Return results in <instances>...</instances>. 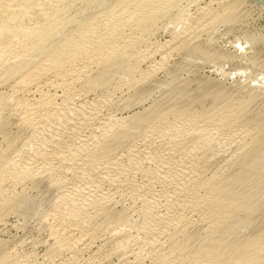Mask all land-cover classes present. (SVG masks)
Listing matches in <instances>:
<instances>
[{
	"label": "rangeland",
	"instance_id": "374dc122",
	"mask_svg": "<svg viewBox=\"0 0 264 264\" xmlns=\"http://www.w3.org/2000/svg\"><path fill=\"white\" fill-rule=\"evenodd\" d=\"M125 1L127 0H0V57H3H1L3 60H0V264H166L171 254V248L173 249L174 246H177L179 244V242L177 241L183 240L182 238H186V236H189L190 238H188L191 240H195L197 239V236L199 234L201 235L203 233V231H200L201 228L199 227H196L195 229L190 228L184 230V233L182 234L181 229H179L178 227H174V230L169 226V228L167 229V223L172 221V219L175 218V215L172 214L170 216H166V210H170V213H173L175 211L178 212V209L180 210L182 206L181 203L184 202V198L185 200L189 199L190 197L193 198L191 193L194 187L190 184H192V181L196 184L198 181L195 182V179L201 177L200 180L203 181V175L208 178L210 175L216 173L219 176L221 174V178H227L229 175L236 174L239 171L238 169L241 168V166H239V162L242 163L244 160L243 164L245 162L248 163L251 162L254 158L250 154L248 155V157L245 156V153L248 150L247 148L245 150V153L243 152L244 150L242 152L240 151V154L238 153V145L235 144H241L240 141L236 142L232 140L231 142V140H226L228 142L224 143L225 139H223V142L221 139H217L213 136H200V134L199 136H197L198 134L196 133H193V135L192 133L188 135L184 133L182 135L181 133V136L179 132L174 131L175 133H173V131L171 132V130L166 134L164 133L165 135L161 136V138L158 139L155 136L158 135L155 134V132L157 133V131L152 132L155 135L149 132L148 135L147 132H145V124L147 121L156 118V116L164 114L165 112L167 113L173 106L180 105V103H182L183 105H187V103L189 104L190 100H192L193 103H190V109H192V112L196 111L197 113L207 110L208 107V109H211L213 106L222 105L224 103L223 101L225 100H227L225 102H243L242 100H245V102L247 101L248 105L252 108L248 106L251 111L248 110L249 112H247V115L250 112L251 113L248 116L245 115L243 118L241 117L243 121L247 119L249 123L255 122V126L258 125V122L264 121V0H211V3L210 0H198V2L196 1V4H194V6H187L186 2L189 0H183L182 2L181 0H179V5L177 6L176 4L178 3H175L176 1L172 2V0H170L169 5L165 7L166 9L163 8L164 10H157L156 12L148 14L147 16L146 14L149 12H146V9L137 7L138 9L134 8L133 11L129 9L131 12L127 11V8V10H123L122 13L116 14L114 16L115 19L114 17H108V19L107 15L109 16L110 11H113L111 12V14H113L114 12H116L115 9L119 7V4ZM170 3L173 4L170 5ZM39 4L41 7H39ZM97 4L98 6H96ZM115 4L117 7H115ZM92 5L94 7L91 8L90 6ZM208 5L211 7V9L210 7H208ZM36 7L42 8V11L45 9V12H43L45 15H43V13H41L39 10L36 11ZM62 7V14L60 12L61 15H59L62 16L64 12L65 15L63 16V18L66 16L65 22L66 24H68V27L71 24L70 27L72 28L73 26H77L78 23H80L79 27H81L82 24L86 25L87 23H92L94 20L95 23L96 21H98L97 19H99L100 16L103 15L102 13H104V11H107L108 14L107 12L104 13L105 16H103L106 17V19L102 17L104 18V20L100 21V23L98 21V23H96L97 26H95V29L93 27V31L90 29V31L85 30V32H80L84 34L83 36L81 34L82 38L79 35L77 36L78 33L76 31V28L78 27H75V29L72 30L71 28L70 30L67 28L68 32L64 30L65 34L63 31L62 35V32H60V36L59 34H57L58 37L55 38L54 36L53 40H51V43L53 42V44L48 45L50 41L48 39L52 37L49 32L52 28V22L50 23V21H48L50 19L49 14L52 15L51 13L55 9H62ZM110 8L112 10H109ZM230 9L232 10L231 12ZM38 12H40L41 14H39ZM97 15H99V18H94V16ZM22 17H27L29 19L26 20L28 23L25 22V19ZM145 17H148V19ZM209 17H212L213 20L211 22L214 21L213 24H211V22H208V20L210 19ZM68 18L71 19V22L67 23V21L69 20ZM144 18L145 20H143ZM215 18L220 22L215 21ZM222 18H224L223 21L221 20ZM134 19L136 21L138 20L140 24L136 23ZM197 19L201 22H199L200 26H202V22L205 24V26H202L204 29L200 27L201 31L198 32L201 34L196 37L195 41H190L189 39L188 41L186 40L188 35L186 36L184 34H189L191 32V29L194 30V28L191 27L199 26L196 24ZM127 21H130L129 24H127L128 30L125 26L126 23H128ZM195 21L196 23L193 24L192 22ZM102 22H104V24L106 25H104ZM134 23L136 24L134 25ZM84 25H82L83 27L81 28H84ZM117 27H122L121 29L119 28L121 32L117 29ZM129 28H133L132 31ZM135 28L138 30L136 31ZM82 31L84 30L82 29ZM117 33L123 34V36ZM93 36H98V38L95 37L97 40ZM90 37H93L92 39L94 40H92ZM99 37H101V39ZM64 38L68 39L66 41H73V43L66 42ZM76 41H80L83 44L85 43L86 45L84 44V46L80 42ZM104 42L108 43L106 44ZM68 43L70 44V46H68ZM77 44L80 50H78L79 48ZM89 44L90 47L87 46ZM111 44L116 45L112 47ZM72 47L78 49L74 50V48L72 49ZM94 47L96 49H94ZM5 48L7 50H5ZM81 48L83 50L85 48L84 52L81 51ZM76 51H80V54ZM89 53L92 54L91 56L93 58L98 53L97 59L102 55L98 59V65H96V67H92V71L89 70L86 74H83L84 72H82V74L78 75L77 78L74 77L76 80L74 78L72 79V76L68 75V73L70 74L71 71L74 70V68L78 64L77 61L79 62L80 60V62L82 63L86 58L88 59V57L90 61L92 57H90ZM66 54L68 55L66 56ZM16 55L18 56V58ZM80 56L84 57L79 58ZM89 61L87 60L85 62L89 63ZM112 62H116V69L114 68L115 71H112L113 74L111 76L110 72L106 73L107 69L105 70V68L107 67V64L111 65ZM39 63H41V65ZM37 64L40 68L36 67ZM22 67H24V69H29V67H33V69H35L36 67V73L34 72V74H36L37 76L35 75V77L34 74L32 75L34 77L30 78L29 76L26 81L27 83L24 82L26 83L25 85L23 82V84L21 82L18 84V82L20 81V77H18V71L20 70L21 72ZM54 74H59L60 77L58 78L57 76L56 79V77H54ZM30 80L32 81V83L30 82ZM49 80L53 83L52 85H54V83L55 85L52 86V88L51 86H43L44 88L43 90L41 88V92L36 93L33 85H31L34 84L35 86V83L37 82H41V85L42 82L45 83ZM22 90L26 91L20 93L22 92ZM64 90L67 91L64 92ZM184 91L187 96L189 95L188 97L184 96ZM25 92H29V94ZM78 92H84L82 96L83 98L79 102L78 100L80 99L76 100V98H73ZM51 96L54 97V99H52ZM50 97L51 99H49ZM67 97L68 99H71L68 100ZM194 98L197 100H195ZM195 101L198 102L196 103ZM31 104L35 105H33L34 111L31 108H29V110L27 108L32 106ZM38 105H40L41 108ZM253 105L255 106V108H253ZM36 106L37 109H35ZM49 108L53 112L52 116L50 110L47 113L48 110L46 109ZM56 108L58 109L57 113L55 112ZM158 108L160 111L158 110ZM54 109L55 111H53ZM26 110L30 111V113H33V115H31V118H28V115L30 116L29 113L27 114V116L25 114L24 117H22L24 111L26 112ZM182 110L183 108L180 111ZM58 111L61 112L59 113ZM252 111H254V113ZM56 114H58V118H56ZM50 116L55 119L54 122L52 121L53 123L50 121L51 118L46 119ZM33 117L37 118V121L35 118V122H33L35 125H33L32 123V121H34ZM53 118L51 120H53ZM26 119L29 120V123ZM38 119L45 120L40 122L38 121ZM242 119L240 120V122L242 121ZM73 122L77 124L74 125ZM64 123L65 125H63ZM69 123L70 125L72 123V126H74L73 129L71 128L72 126L68 125ZM37 124L38 126H36ZM46 124L47 126L49 125L48 127H53V131L51 128H48L47 130L45 129V131H43L42 129L47 128ZM67 125L69 128L67 127ZM65 126L67 127V129ZM87 126H89L88 129L90 132L86 133V130L88 131V129H86ZM57 127H60L62 129H56ZM83 128L84 130H82ZM90 128L93 133L91 132ZM79 129H81L82 131ZM114 129L116 130L115 132H113ZM36 130L40 131L38 132ZM42 131L44 132V134H50L51 137L41 135L43 134ZM110 131H112V133ZM55 132L56 134L59 133V136H57L58 134H54ZM62 132H65L67 134L64 133V136ZM117 132H120V135L117 134ZM169 132L171 133V135ZM61 133L63 134L62 136ZM72 133L78 135L75 137V135H73ZM84 134L87 138L84 137ZM112 134H117V136H120L118 139H116L117 141H119V143L116 141V146L113 145L114 149H121L118 147H120V145L122 144L121 146H123V149L121 150H126L127 147H131V143L133 142L132 140L134 139L137 140L133 143V145L140 142V139H146V142L149 145L151 143V147L154 144L156 146L154 145V147H152L154 151L149 146V151H147L148 149L146 150L148 153L146 151L144 152V154L133 152V156L132 154H130L132 160L130 156L125 152L124 155L127 158L124 156V158L126 159L120 157L118 161L115 160L117 164L115 163L116 165L114 164L113 166H111L112 169L110 168L109 172L107 171V173L104 174L94 173L88 179L84 177V175H86L85 173H80L86 171V168H84L82 171L81 169L80 171H77L76 169V171L73 170L74 162L72 160L75 159L74 157L81 160L86 158L87 155L90 156L89 154L92 153L91 151H93L95 147L97 148L98 146H101L102 144L107 143L110 139L114 138L112 137ZM40 135L42 136V138ZM52 135L55 137L54 139H50L53 138ZM69 135H72L74 137V140L79 139L80 141L83 140L86 142L88 150L87 152L85 151L84 154H82L84 156L81 157L80 154L79 157V153H75L76 150L74 151L73 149H71L73 144L72 146H68V142H70V139L72 140L73 138L72 136L69 138ZM79 135L82 136L78 137ZM147 135L149 136V138L146 137ZM153 135L155 136L156 141L154 140ZM46 137L47 139H45ZM58 137L59 140L62 137V141H58ZM63 137H68L67 140L69 141L66 142V138ZM88 138L89 142L93 141L92 144L87 141ZM152 139L154 142L153 144ZM214 139H217V141ZM44 140H46V142ZM53 140H55L56 142L58 141V144L56 143L57 146L54 144H52V146L49 143L50 141L52 143ZM178 140L180 141V143ZM245 140L243 142H250L248 141L249 138H246ZM43 141L45 142V147L46 145H48V141L51 147L49 145L48 146L52 151H56V148L59 147V150H57L58 152L53 151V153L51 154L52 151L49 150L51 151L50 155L49 151H40V148H42L41 146H43V144H40L44 143ZM55 141L53 143H55ZM59 142L62 144L64 143V145L62 146ZM146 142L145 144L147 145ZM182 142L184 144H182ZM65 143H67L66 148H68V150L63 148L64 146H66ZM227 143L229 146L227 145ZM174 144L176 145V147L174 146ZM124 145H126L127 147ZM161 145H164L163 147H165L166 149L169 145V149L171 148L172 150H175V148L178 149L180 148V146L181 148L184 146L185 148L183 149V151L189 152V154L191 155L189 156V154L187 153L188 156L186 158L183 157V159L177 161V169L174 170L176 166L173 167L172 172H169L168 170L164 171L162 170V168H158L157 170V167H155L156 165L154 163L157 162L159 164L163 160V158H161V155L163 153L158 156V154H160L158 153V151L161 150ZM192 147L195 149H192ZM60 148L65 149L64 153ZM155 148H158V150ZM114 149H112V151ZM44 152H48L47 155ZM66 152H69V154L67 155ZM54 153L56 155L57 153H62V158L61 156L58 157V159L61 158L60 163L62 167L64 166V163H66V160H68V164L71 165L72 163L73 166H69L67 164L63 167L65 168L64 171L66 170L65 173L68 171L66 174L67 176L61 173H64V171L61 165H59L60 163H56L57 160L54 161L55 165L51 162L52 159L50 156L54 155ZM154 155H156V157H154ZM45 156L50 158H46ZM71 156L74 159L71 158L72 160H70ZM34 157L36 159L39 157L40 161L38 159L36 161ZM147 157L149 158L148 160H146ZM151 158L152 162L149 163V160ZM175 158L176 157H174V159ZM155 159H160V161ZM169 159L171 160V158ZM169 159L168 161H170ZM62 160H64L65 162H61ZM69 160L72 162L69 163ZM28 161L32 166H35L38 163L39 169L44 168L46 170L42 169L40 171L39 169H37V171L39 170L40 172H37L33 169L29 170L31 167L27 169L24 165V163H27ZM32 161L34 162L32 163ZM194 162H198L195 164L198 166L194 167L195 169L193 170L190 168L189 164ZM228 162H231V166H229L230 163L228 164ZM225 163V168H227V171H225V168V170L221 169L223 168L222 166H225L223 165ZM45 164L46 167L48 166L47 168L44 167ZM41 165L42 167H40ZM68 166L70 167L69 169ZM220 166L221 170L219 169ZM50 168L55 169L51 170ZM122 168L123 171L125 170V172H123L122 174L124 176H116L118 175V170L120 171V169L122 170ZM180 169L181 171L179 172ZM182 170L183 172H185L184 174ZM57 171L62 176H59V173ZM200 171L202 173H200ZM77 172L80 173V176ZM95 174H97L98 176L96 175L94 178ZM106 174L109 175V178H105L107 176ZM126 174L128 175V177ZM197 174L199 176L195 178ZM63 175H65L64 178ZM112 175H114L116 178ZM242 176H245L247 178L254 177L257 179L256 176H251L249 174H243ZM58 177L60 178V180ZM101 177H104V179L106 180H104L106 183H97L100 190L102 191L101 194H110V197L112 198V193L119 188L117 186L126 182V185L130 182V191L128 189V192L126 193L124 192L119 196L114 195L115 199H110L111 202L103 201V198H105L107 195L97 196L93 194L92 196L89 190L86 191L85 189L83 191L82 188H85L84 184H88V182L91 181L88 185H91L93 183L91 187L96 186V179H101ZM234 177H237V175ZM112 178L115 180H113ZM107 179H109L110 182ZM12 181L15 182L11 183ZM60 183H63L65 186H70L71 184L79 185V188L77 189V192L79 193L75 192L77 193H74L76 195H74L75 197L65 194V192H63L65 189L62 190L65 187H62L63 184L60 185ZM105 184L106 186H102ZM77 185H75V187ZM61 187L62 189H60ZM102 187H104V189ZM102 189L104 190V192ZM106 190L107 192L109 191V193L105 192ZM166 191H168V193ZM164 193H167L166 195L168 196H166ZM153 196L154 201L153 199H151V197ZM97 197H101L102 199L100 200V198L98 199ZM155 199L157 200V202ZM150 200H152L153 202ZM178 201H180L181 203ZM176 204L179 206H177ZM173 205L175 209L173 208ZM244 206L245 209L240 212L238 217H236L238 218V221L236 222V224L238 223V227H234L235 230L232 231L233 233L235 232L234 236H236L237 242L241 243L245 242V240L248 241V239H253V236L255 235L259 236L260 240L263 241L264 188L260 189V191L256 193L255 197H251V199L247 201ZM143 213L145 214L143 215ZM63 223H66V225H62ZM71 224H74L73 226L77 227L82 225L81 227H79L81 231L83 230L84 233L89 232L90 234H92V236L94 235V238L92 237L91 239V243H87V245H85L86 247L83 245H76L73 249L71 248V250H67L70 249L67 248V244H69V241L67 239H65V243L63 242L64 244L62 242H59V244L58 240L57 242L54 241L56 240V235H58V229L67 228V225L71 228ZM176 230H180V233L178 234ZM162 232L164 235L162 234ZM173 234H176V236H178L176 237ZM171 235L175 236V238L177 239H175L174 237L171 238L175 240L169 238V236ZM61 243L63 245H61ZM172 244L175 245L173 246ZM171 245L172 247H170ZM81 247L85 248L82 249ZM64 257H66V259ZM165 257L168 259H165ZM7 258H9V260ZM170 259L171 261H168L167 264L176 263L174 262L175 257H170ZM160 260H162V262Z\"/></svg>",
	"mask_w": 264,
	"mask_h": 264
},
{
	"label": "bare ground",
	"instance_id": "6f19581e",
	"mask_svg": "<svg viewBox=\"0 0 264 264\" xmlns=\"http://www.w3.org/2000/svg\"><path fill=\"white\" fill-rule=\"evenodd\" d=\"M45 1V0H44ZM110 1V0H109ZM173 1H176L175 3H178V1L179 0H172V2ZM183 0H181V2H182ZM196 1L198 2V0H189V1H187L186 3H187V6H189V5H193L194 6V4H196ZM37 2V1H36ZM74 2V1H73ZM169 2H170V0H127V1H125V2H121L120 4H119V7H117L116 6V4H115V7H117V9H115V11L116 12H114L113 14H111V12H113V11H110V14H109V16L107 15V18L109 17V18H113L116 14H120V13H122L123 12V10H127V8H128V10L127 11H130L129 9H131L132 11H133V9L134 8H137V7H142V9H146L145 11L147 12H149V13H147L146 14V16L148 15V14H151V13H153V12H156L157 10L159 11V10H161V9H166L165 7H167V5H169ZM212 1L210 0V3H211ZM65 3V2H64ZM119 3V2H118ZM38 4V3H37ZM41 4V3H40ZM40 4H39V7H41L40 6ZM93 4V3H92ZM173 4V3H172ZM171 3H170V5H172ZM51 5V4H50ZM177 5H179V3L178 4H176V6ZM38 6V5H37ZM45 6V5H44ZM62 6H64V5H62ZM96 6H98V4L96 5ZM174 6V5H173ZM39 7H36L37 9H36V11L37 10H39L41 13H43V12H45L44 10L42 11V8H39ZM91 8L92 7H94L93 5L92 6H90ZM109 7V6H108ZM111 7V6H110ZM172 7V6H171ZM196 7V6H195ZM207 7V6H206ZM208 7H210L209 5H208ZM168 8H169V6H168ZM175 8V7H174ZM184 8H185V6H184ZM205 8V7H204ZM220 8V7H219ZM138 9V8H137ZM163 9V10H164ZM192 9V8H191ZM201 9V8H200ZM210 9H211V7H210ZM229 9V8H228ZM232 9V8H231ZM230 9V12L232 11ZM62 10H63V7H62V9L60 8H58V9H55L51 14L53 15H50L49 14V17H50V19L48 20V21H50V23L52 22V24H51V27L53 28H51V30L49 31L50 32V35H52V37H50L48 40H50L49 41V44L48 45H51V44H53V42L51 43V40H53V38H54V36H55V38L56 37H58V35L57 34H59L60 32H62L61 33V35L63 34V31L65 30V31H67V28L70 30V28H71V30L72 29H75V27H78V28H76L77 30V36L79 35V36H81V34L82 33H80V32H85V30H88V31H90V29L93 31L94 29H95V26H97L96 25V23H98V21H99V23H100V21H103L104 20V18L106 19V17H104L105 16V14L104 13H106L105 11H104V13H102L103 15L102 16H100V18H99V15L101 14V12H100V14L99 15H97V16H94V18H99V19H97L98 21H96L95 23H94V21L92 22V23H87L86 25H84V24H82V25H84V28H81V27H83L82 25H81V27H79V25H80V23H78L77 24V26H73V28L72 27H70V25H69V27L67 26L68 24H66V22H65V17L63 18V16L65 15L64 14V12H63V15L62 16H60L61 14H62ZM109 10H112L111 8L109 9ZM108 10V11H109ZM114 10V9H113ZM168 10V9H167ZM88 11V10H87ZM119 11V12H118ZM143 11V10H142ZM145 11H143V12H145ZM198 11H199V9H198ZM201 11V10H200ZM234 11V10H233ZM40 12H38L39 14H41ZM60 12H61V14H60ZM93 12V11H92ZM126 12V11H125ZM131 12V11H130ZM145 12V13H146ZM37 13V12H36ZM49 13H50V11H49ZM129 13V12H128ZM141 13V12H140ZM234 13V12H233ZM38 14V15H39ZM60 14V15H59ZM107 14H108V12H107ZM206 14V13H205ZM207 14H208V12H207ZM43 15H45L44 13H43ZM87 15V14H86ZM131 15V14H130ZM139 15V14H138ZM145 15V14H144ZM51 16H52V18H51ZM111 16V17H110ZM126 16V15H125ZM197 16V15H196ZM199 16H201V15H199ZM198 16V17H199ZM205 16V15H204ZM44 17V16H43ZM61 17H62V19H61ZM102 17H104V18H102ZM129 17V16H128ZM134 17V16H133ZM138 17V16H137ZM144 17V16H143ZM151 17V16H150ZM192 17V16H191ZM22 18H24L25 20V22H27L26 20L28 19L27 17H22ZM108 18V19H109ZM123 18V17H122ZM131 18V17H130ZM142 18V17H141ZM145 18H147L148 19V17H145ZM145 18L143 19V20H145ZM183 18V17H182ZM200 19H202L201 17H199ZM204 18V17H203ZM208 18V17H207ZM210 18V17H209ZM214 18V17H213ZM69 20L67 21V23L68 22H71V19L70 18H68ZM107 19V20H108ZM114 19H115V17H114ZM132 19V18H131ZM136 19V18H135ZM134 19V20H135ZM155 19V18H154ZM157 19V18H156ZM223 19L224 18H222L221 20L223 21ZM29 20V19H28ZM74 20V19H73ZM125 20V19H124ZM133 20V21H134ZM139 20H142V19H139ZM185 20H187V19H185ZM195 20V19H194ZM203 20V19H202ZM201 20V21H202ZM208 20V19H207ZM213 19H212V17L208 20V22H211ZM215 21H217L216 20V18L214 19ZM23 21V20H22ZM136 21V20H135ZM138 21V20H137ZM136 21V23H139V21L137 22ZM21 22V21H20ZM73 22V21H72ZM120 22V21H119ZM128 22V21H127ZM130 22V21H129ZM129 22L128 23H126V27L128 26L127 24H129ZM199 22H200V20L198 21V19H197V23H196V21L195 22H192L193 24L194 23H196L197 25H199ZM205 22H207V21H205ZM214 22V21H213ZM213 22H211V24H213ZM217 22H220V21H217ZM28 23V22H27ZM103 24H104V22H102ZM101 23V24H102ZM136 23H134V25L136 24ZM201 23V22H200ZM216 23V22H215ZM49 24V23H48ZM118 24H120V23H118ZM140 24V23H139ZM150 24V23H149ZM192 24V25H193ZM210 24V23H209ZM210 24V25H211ZM50 25V24H49ZM66 25V26H65ZM104 25H106V24H104ZM110 26V25H109ZM118 26V25H117ZM122 26V25H121ZM129 26H131V25H129ZM140 26V25H139ZM188 26V25H187ZM195 26V25H194ZM202 26H205V24L202 22ZM202 26H198V27H191V28H194V30H192L191 28V32H190V30H189V34H184V35H188L187 36V38H186V40H190V41H195L196 40V37H198V35H200L201 33H199L198 31H201V28H203ZM216 26V25H215ZM214 26V27H215ZM93 27H94V29H93ZM99 27V26H98ZM201 27V28H200ZM207 27V26H206ZM211 27V26H210ZM104 28V27H103ZM119 28L120 27H117V29L119 30ZM122 28V27H121ZM120 28V29H121ZM131 28V27H130ZM129 28V29H130ZM138 28V27H137ZM185 28V27H184ZM188 28V27H187ZM195 28H196V30H195ZM200 28V29H199ZM82 29L84 30V31H82ZM111 29V28H110ZM116 29V30H117ZM127 30H128V27L126 28ZM133 29V28H132ZM132 29H130L131 31H132ZM136 29V28H135ZM204 29V28H203ZM202 29V30H203ZM109 30V29H108ZM117 30V31H118ZM129 30V31H130ZM138 29H136V31H137ZM186 30V29H185ZM208 30V29H207ZM65 31H64V34H65ZM87 31V32H88ZM120 31V30H119ZM68 32V31H67ZM99 32V31H98ZM107 32V31H106ZM121 32V31H120ZM204 32V31H203ZM208 32V31H207ZM96 33V32H95ZM132 33V32H131ZM137 33V32H136ZM199 33V34H198ZM86 34V33H85ZM90 34V33H89ZM117 34H120V33H117ZM26 35V34H25ZM57 35V36H56ZM84 34H82V36H83ZM112 35V34H111ZM120 35H122L123 36V34H120ZM128 35V34H127ZM59 36H60V34H59ZM82 36H81V38H82ZM86 36V35H85ZM130 36H131V34H130ZM27 37V36H26ZM72 37V36H71ZM70 37V38H71ZM76 37V36H75ZM87 37H88V35H87ZM94 37V36H93ZM92 37V38H93ZM95 37H97L98 38V36H95ZM94 37V38H95ZM104 37V36H103ZM29 38V37H28ZM91 38V37H90ZM91 38V39H92ZM100 39H101V37H99ZM123 38V37H122ZM184 38V39H185ZM65 39V41L66 40H68V39H66V38H64ZM73 39V38H72ZM75 39V38H74ZM89 39V38H88ZM96 39V38H95ZM198 39V38H197ZM24 40V39H23ZM30 40V39H29ZM84 40H85V38H84ZM92 40H94V39H92ZM97 40V39H96ZM109 40V39H108ZM177 40V39H176ZM185 40V41H186ZM188 40V41H189ZM36 41V40H35ZM82 41V40H81ZM86 41H88V40H86ZM91 41V40H90ZM104 41V40H103ZM32 42V41H31ZM66 42H71V41H66ZM76 42H80V41H76ZM75 42V43H76ZM83 42H85V41H83ZM98 42V41H97ZM101 42V41H100ZM109 42V41H108ZM107 42V43H108ZM71 43H73V41L71 42ZM82 45H84L82 42H80ZM88 43V42H87ZM92 43V42H91ZM90 43V44H91ZM104 43H106V42H104ZM106 43V44H107ZM112 43V42H111ZM171 43V42H170ZM14 44V43H13ZM62 44H64V43H62ZM66 44V43H65ZM69 44V43H68ZM80 44V45H81ZM90 44L89 45H87V46H89L90 47ZM94 44V43H93ZM101 44V43H100ZM26 45V44H25ZM86 45V44H85ZM84 45V46H85ZM92 45V44H91ZM98 45H99V43H98ZM112 45V44H111ZM116 45V44H115ZM114 44L112 45V47L113 46H115ZM61 46H63V45H61ZM60 46V47H61ZM66 46V45H65ZM68 46H70V44L68 45ZM77 46H78V44H77ZM11 47V46H10ZM50 47V46H49ZM81 47V46H80ZM92 47V46H91ZM96 47V46H95ZM94 47V49H96ZM100 47V46H99ZM107 47V46H106ZM106 47H103V48H106ZM29 48V47H28ZM74 47H72V49H73ZM78 48H79V46H78ZM78 48H74V50H77ZM11 49V48H10ZM91 49V48H90ZM113 49V48H112ZM118 49V48H117ZM5 50H7L6 48H5ZM60 50V49H59ZM78 50H80V48L78 49ZM84 50H85V48H84ZM84 50L81 48V51L82 52H84ZM89 50V49H88ZM111 50V49H110ZM13 51V50H12ZM18 51V50H17ZM69 51V50H68ZM71 51H73V50H71ZM99 51V50H98ZM163 51V50H162ZM175 51V50H174ZM59 52V51H58ZM77 52V51H76ZM89 52H92V51H89ZM166 52V51H165ZM170 52V51H169ZM11 53V52H10ZM18 53V52H17ZM77 53H79L80 54V51L79 52H77ZM70 54V53H69ZM88 54V53H87ZM96 54V53H95ZM172 54V53H171ZM68 54H66V56H67ZM71 55V54H70ZM89 55H90V57H92L91 55L92 54H90L89 53ZM97 55H98V53H97ZM97 55L92 59H90V61H89V57H88V55H87V57H88V59L86 58L85 59V61H89V63H87V62H80V60H79V62L77 61V66L75 67V66H73V67H75L74 68V70H72L71 71V73L69 74L68 73V75H70V76H72V79L75 77V78H77V76L78 75H81L82 74V72H84L83 74H86L87 73V71H92V67H96V65H98L97 64V62H98V59L102 56H100V54H99V56L100 57H98V59H97ZM17 56V55H16ZM86 56V55H85ZM94 56V55H93ZM170 56V55H169ZM2 57V56H1ZM0 57V58H1ZM6 57V56H5ZM49 57V56H48ZM52 57V56H51ZM64 57V56H63ZM84 56H80L79 58H83ZM3 58V57H2ZM0 59L1 61L3 60V59ZM10 58V57H9ZM17 58H18V56H17ZM20 58V57H19ZM22 58V57H21ZM168 58V57H167ZM66 59V58H65ZM74 59V58H73ZM150 59V58H149ZM165 59V58H164ZM50 60V59H49ZM82 60V59H81ZM51 61V60H50ZM83 61V60H82ZM147 61V60H146ZM7 62V61H6ZM46 62V61H45ZM4 63V62H3ZM16 63V62H15ZM74 63V62H73ZM81 63V64H80ZM99 63V62H98ZM40 65H41V63H39ZM75 64V63H74ZM45 65V64H44ZM43 65V66H44ZM60 65V64H59ZM68 65V64H67ZM66 65V66H67ZM73 65V64H72ZM142 65V64H141ZM65 66V65H64ZM64 66H63V68H64ZM100 66V65H99ZM107 67L105 68V70L107 71L106 73H111V76H112V74H113V72L115 71L114 70V68H115V66H116V62H112V64L111 65H106ZM36 67H39L38 66V64H37V66ZM36 67H35V69H36ZM45 67V66H44ZM62 67V66H61ZM71 67V66H70ZM72 67V68H73ZM98 67V66H97ZM40 68V67H39ZM59 68H60V66H59ZM71 68V69H72ZM21 69V68H20ZM35 69H33V67L32 68H30L29 67V69H24V67H22V70H21V72H20V70L18 71L19 72V75H18V77H20V81L18 82V84L21 82H26L27 81V78L30 76V78L31 77H34L36 74H34V72H35ZM70 69V68H69ZM97 69V68H96ZM116 69V68H115ZM42 70V69H41ZM56 70V69H55ZM60 70V69H59ZM114 70V71H113ZM119 70V69H118ZM155 70V69H154ZM37 71V70H36ZM39 71V70H38ZM44 71V70H43ZM46 71V70H45ZM65 71H66V69H65ZM70 71V70H69ZM113 71V72H112ZM120 71V70H119ZM153 71V70H152ZM61 72H63V71H61ZM133 72V71H132ZM36 73V72H35ZM34 74V76H32ZM115 74V73H114ZM134 74V73H133ZM37 76V75H36ZM35 76V77H36ZM57 76H58V78L60 77L59 76V74H54V77H56V79H57ZM70 76H68V77H70ZM83 76H85V75H83ZM41 77V76H40ZM29 78V79H30ZM62 78V77H61ZM74 78V79H75ZM79 78V77H78ZM81 78V77H80ZM113 78H115V77H113ZM121 78V77H120ZM71 79V78H70ZM33 80H34V78H33ZM38 80H40V79H38ZM38 80H36V81H38ZM76 80V79H75ZM79 80V79H78ZM35 81V82H36ZM72 81V80H71ZM102 81V80H101ZM136 81V80H135ZM29 82V81H28ZM30 82L32 83V81L30 80ZM34 82V81H33ZM40 82V81H39ZM56 82V81H55ZM74 82V81H73ZM172 82V81H171ZM22 83V84H23ZM27 83V82H26ZM26 83H24V85L26 84ZM30 83V84H31ZM41 83V82H40ZM40 83H35V86H34V84H31V85H33V87H34V90L36 91V93L37 92H41L40 90H41V88H42V90H43V86H51V88H52V86H54L55 85V83H54V85H52L53 83L49 80L48 82H42V84L40 85ZM57 83V82H56ZM70 83V82H69ZM68 83V84H69ZM62 84V83H61ZM72 84V83H71ZM71 84H70V86H71ZM101 84V83H100ZM64 85V84H63ZM66 85V84H65ZM22 86V85H21ZM27 86V85H26ZM57 86V85H56ZM31 87V86H30ZM64 87V86H63ZM55 88H57V87H55ZM113 88H114V86H113ZM27 89H28V87H27ZM64 89V88H63ZM71 89H72V87H71ZM69 90V89H68ZM74 90V89H73ZM72 90V91H73ZM24 91H26V90H24ZM23 90H22V92H20V93H23L24 92ZM30 91H31V89H30ZM67 91V90H66ZM65 90H64V92H66ZM112 91H113V89H112ZM74 92V91H73ZM25 93H28L29 94V92H25ZM35 93V92H34ZM84 93V92H83ZM83 93L81 92V93H75L76 95L73 97L74 99L76 98V100L77 99H80V100H78V102L79 101H81V99L83 98L82 96H83ZM89 93V92H88ZM107 93H109V92H107ZM184 93H185V91H184ZM198 93V92H197ZM43 94V93H42ZM69 94V93H68ZM72 94V93H71ZM112 94V93H111ZM192 94V93H191ZM200 94V93H199ZM202 94V93H201ZM24 95H26V94H24ZM34 95V94H33ZM54 95V94H53ZM204 95V94H203ZM71 96V95H70ZM96 96V95H95ZM111 96V95H110ZM184 96H186V97H188L187 95H186V93L184 94ZM194 96V95H193ZM199 96H201V95H199ZM45 97V96H44ZM52 97V96H51ZM51 97L49 98V99H51ZM58 97V96H57ZM103 97V96H102ZM195 97V96H194ZM198 97V96H197ZM52 99H54V97H52ZM67 99H68V97H67ZM71 99V98H70ZM70 99H68V100H70ZM189 99V98H188ZM195 99V98H194ZM199 99H200V97H199ZM198 99V100H199ZM204 99V98H203ZM107 100V99H106ZM195 100H197V99H195ZM250 100V99H249ZM188 101V100H187ZM194 101V100H193ZM225 101H227V100H225ZM225 101H223L224 103L222 104V105H218V106H213L211 109H208L207 108V110H205V111H200V112H192V109H190V106H191V104H193L192 103V100H190L189 101V104L187 103V105H183L182 103H180V105H177V106H173L166 114L164 113V114H161V115H159V116H156V118H153V119H151L150 121H147L146 122V124H145V132H147V134H148V132L149 133H151V134H154V133H152V132H154V131H157V133L155 132V134H158V135H155L156 136V138H158V139H160L161 138V136H163V135H165L168 131H170L171 130V132L173 131V133H175L174 131H176V132H179L180 133V135H181V133H182V135H183V133L184 134H191L192 133V135H193V133L195 134H198L197 136H199V134H200V136L201 135H206V136H213V137H215V138H219V139H221L222 141H223V139H225L223 142L224 143H226V142H228V141H226V140H231V142H232V140H234V141H240L241 142V144H235V145H238V148H237V151H239L238 153L240 154L243 150V152L245 153L246 151V148L249 150V152H248V150H247V154L245 153V156H247L248 157V155L250 154L252 157H254L253 159H252V161L251 162H248V163H244L243 164V162H244V160H243V162L241 163V162H239L240 163V165L239 166H241V168L240 169H238L237 171H235V172H237L236 174H231V175H229L227 178H221V174H220V176L216 173V174H213V175H208L209 177L207 178V177H205V175H203L204 176V179H203V177H202V179H203V181L202 180H200V178H198V179H195V178H197L199 175L197 174L196 175V177L194 178L195 179V182L196 181H198L196 184L195 183H193V181H192V184H190L191 186L193 185V190H192V193H191V195L193 196V198H191L190 196V200L189 199H187V200H185V198H184V202H180V201H178V202H180L181 204H182V206H181V208H180V210L178 209V212L177 211H175V212H173V213H170V210L168 211V210H166L167 211V213H166V216H170V215H175V218L174 219H172V221H170L169 223H167V225H168V227H167V229L169 228V226H170V228H172V229H174V227H178L179 229H181V234L182 233H184V230H187V229H190V228H196V227H199V228H201V230L200 231H203V233L200 235H198L197 236V239H195V240H191V239H189L187 236H186V238L184 237V238H182L183 240H181V241H177V242H179V244L177 245V246H174L175 244H172L173 246H174V248L172 249L171 248V254H170V257L171 258H174L175 257V261L174 262H176L175 264H214V263H218V264H264V240L262 241V240H260V237L259 236H253V239H248V241H246L245 240V242H241V243H238L237 242V239H236V236H234V234H235V232L233 233L232 231H234L235 230V228L234 227H238L237 225H238V223L236 224V222L238 221V218H236V217H238L239 216V214H240V212L241 211H243L245 208V204H246V202L247 201H249L250 199H251V197H255V195H256V193L257 192H259L260 191V189H263L264 187V159H263V157H264V121L263 122H258V125L257 126H255V122H252V123H249L248 122V120L246 119L245 121H243V117L246 115V116H248L247 115V112H249V111H251V109L250 108H248V103H247V101L245 102V100H242L243 102H234V101H228V102H225ZM32 102V101H31ZM37 102V101H36ZM49 102V101H48ZM61 102V101H60ZM74 102H75V100H74ZM196 102V101H195ZM195 102H194V104H195ZM198 102V101H197ZM196 102V103H197ZM245 102V103H244ZM33 103V102H32ZM35 103V102H34ZM52 103V102H51ZM67 103V102H66ZM105 103V102H104ZM191 103V104H190ZM247 103V104H246ZM14 104V103H13ZM17 104V103H16ZM63 104V103H62ZM70 104H71V101H70ZM249 104H251V103H249ZM28 105V104H27ZM32 105V104H31ZM34 105V104H33ZM33 105L32 106H30V107H27L28 108V110H29V108H31L33 111H34V107H33ZM43 105H44V103H43ZM72 105H73V103H72ZM71 105V106H72ZM35 106V105H34ZM38 106H40V105H38ZM58 106V105H57ZM65 106V105H64ZM63 106V107H64ZM67 106V105H66ZM70 106V105H69ZM68 106V107H69ZM94 106V105H93ZM103 106V105H102ZM254 106V105H253ZM18 107V106H17ZM33 107V108H32ZM193 107H194V105H193ZM249 107H251V106H249ZM22 108V107H21ZM26 108V109H27ZM40 108H41V106H40ZM51 108V107H50ZM46 109V110H48L47 111V113L49 112V110L51 111V109ZM60 108H61V106H60ZM66 108V107H65ZM100 108H102V107H100ZM183 108V110L182 111H180L181 109ZM252 108V107H251ZM253 108H255V106L253 107ZM17 109V108H16ZM31 109H30V111H31ZM35 109H37V106L35 107ZM72 109V108H71ZM93 109V108H92ZM178 109V110H177ZM28 110H26V112L24 111V114L22 115V117H24V115L26 114V116H27V114L29 113L30 114V116L28 115V118L30 117H32L31 115H33V113L31 114L30 113V111H28ZM57 108H56V111H55V109L53 110V111H55L56 113H57ZM158 110H159V108H158ZM194 110V109H193ZM249 110V111H248ZM37 111V110H36ZM40 111V110H39ZM42 111V110H41ZM66 111V110H65ZM83 111V110H82ZM81 111V112H82ZM160 111V110H159ZM38 112V111H37ZM43 112V111H42ZM59 112V111H58ZM61 112V111H60ZM59 112V113H60ZM68 112V111H67ZM91 112V111H90ZM96 112V111H95ZM253 113H254V111H252ZM21 113V112H20ZM35 113V112H34ZM46 113V112H45ZM51 116L53 115V112L51 111ZM70 113V112H69ZM85 113V112H84ZM252 113V114H253ZM22 114V113H21ZM89 114V113H88ZM44 115V114H43ZM46 115V114H45ZM57 115V117L56 118H58L59 116H58V114H56ZM66 115V114H65ZM110 115V114H109ZM36 116V115H35ZM38 116V115H37ZM39 116H40V114H39ZM41 116H42V114H41ZM47 116H48V114H47ZM45 117L46 119H52L53 117ZM61 116V115H60ZM44 117V116H43ZM242 117V118H241ZM20 118V117H19ZM34 118V117H33ZM32 118V119H33ZM36 118V117H35ZM35 118L33 119L34 121H32V119H31V121H32V123L33 122H35ZM40 118V117H39ZM42 118V117H41ZM92 118V117H91ZM102 118V117H101ZM50 119V121L52 122H54V118H53V120H51ZM103 119H104V117H103ZM110 119V118H109ZM113 119V118H112ZM242 119V121L240 122V120ZM25 120V119H24ZM26 120H28V119H26ZM45 120V119H44ZM44 120H40V119H38V121H44ZM114 120H115V118H114ZM36 121H37V118H36ZM48 121V120H47ZM60 121V120H59ZM83 121V120H82ZM85 121V120H84ZM100 121V120H99ZM24 122V121H23ZM46 122V121H45ZM52 122V123H53ZM75 122V121H74ZM73 122V124L75 125V124H77V123H74ZM28 123H29V120H28ZM31 123V124H32ZM255 123V124H254ZM26 124H27V122H26ZM39 124V123H38ZM38 124L36 125V126H38ZM44 124V123H43ZM50 124V123H49ZM67 124V123H66ZM79 124V123H78ZM23 125V124H22ZM33 125H35L34 123H33ZM40 125V124H39ZM63 125H65V123L63 124ZM68 125H70V123L68 124ZM68 125H67V127H68ZM118 125V124H117ZM252 125V126H251ZM43 126H45V125H43ZM49 126V125H48ZM47 126V124H46V127L47 128H44V129H42V127H41V129L43 130V131H45V129L47 130L48 128H51V127H48ZM55 126V125H54ZM62 126V125H61ZM60 126V127H61ZM70 126H72V123H71V125ZM92 126V125H91ZM101 126V125H100ZM60 127H57L56 129H59ZM66 127V126H65ZM67 127H66V129H67ZM73 127L74 126H72L71 128L73 129ZM83 127V126H82ZM81 127V128H82ZM85 127H86V125H85ZM88 127L89 126H87V128L86 129H88ZM116 127V126H115ZM119 127V126H118ZM37 128V127H36ZM39 128V127H38ZM53 128V127H52ZM51 128V129H52ZM69 128V127H68ZM77 128V127H76ZM92 128V127H91ZM91 128H90V130H91ZM40 129V130H41ZM51 129H49V130H51ZM60 129H62V128H60ZM59 129V130H60ZM65 129V128H64ZM71 129V130H72ZM93 129H94V127H93ZM39 130V131H40ZM70 130V131H71ZM79 130H81V129H79ZM82 130H84V128L82 129ZM81 130V131H82ZM112 130V129H111ZM36 131H38V130H36ZM38 131V132H39ZM42 131V132H43ZM52 131H53V129H52ZM62 131V130H61ZM73 131V130H72ZM116 130L114 129V131L113 132H115ZM42 132H40V133H42ZM47 132V131H46ZM74 132V131H73ZM87 132H90L89 131V129H88V131L86 130V133ZM91 132H92V130H91ZM97 132V131H96ZM111 133H112V131H110ZM48 133H49V131H48ZM59 133H60V131H59ZM59 133H57L56 134V132L54 133V134H56L57 136H59ZM63 133V132H62ZM61 133V136L65 133H63L62 134ZM78 133V132H77ZM82 133V132H81ZM84 133V132H83ZM93 133V132H92ZM120 133V132H119ZM118 132H117V134H119ZM165 133V134H164ZM170 133V132H169ZM179 133H177V134H179ZM52 134V133H51ZM65 134H67V133H65ZM65 134H64V136H65ZM73 135H75L74 133H72ZM90 134V133H89ZM103 134H104V132H103ZM117 134H112V137H114V138H112V139H110L107 143H105V144H102L101 146H98L97 148L95 147V149L93 150V151H91L92 153L91 154H89L90 156H88L87 155V157L86 158H84V159H81V160H79V159H77L76 157H70V160H72V159H74V160H72L73 162H74V166L72 165V161H70L69 160V163H71V165L70 164H68L67 163V161L68 160H66V163H64L65 161L64 160H62L61 162H63L64 163V166L65 165H69V166H73L74 167V171H80V169H81V171L84 169V168H86L87 170L86 171H84V172H80L81 174L82 173H85L86 175H84V177H86V179H88V178H90V176H92L94 173H98V174H100V173H102V174H104V173H107V171L109 172V169L111 168L112 169V167L111 166H113L115 163H116V161L115 160H117L118 161V159L120 158V157H122V158H124V153L126 152L127 153V155H129L130 156V154H132L133 152L134 153H138V154H140V153H142V154H144V152L149 148V146L151 145V143H150V145L146 142V139H140L139 141L140 142H138L137 144H134L133 145V143L137 140V139H134V140H132L133 142L131 143L132 145H131V147H127L126 145H124V146H126L127 147V151L126 150H121V149H123L122 147L123 146H121L120 145V147H118V145H117V147L118 148H121V149H116V151H115V149H114V146H116V139H118L120 136H117ZM138 134V133H137ZM144 134H146V133H144ZM41 135H46V136H50V134L48 135V134H44V132H43V134H41ZM40 135V136H41ZM78 135V134H77ZM77 135H75V137L77 136ZM83 135V134H82ZM82 135H79L78 137H80V136H82ZM91 135V134H90ZM93 135V134H92ZM115 135V136H114ZM120 135V134H119ZM126 135V134H125ZM149 135V134H148ZM146 136V137H148L149 138V136ZM153 135V136H154ZM170 135H171V133H170ZM181 135V136H182ZM38 136V135H37ZM53 136V135H52ZM56 136V137H57ZM72 135H69V138L71 137ZM95 136V135H94ZM110 136H111V134H110ZM155 136L153 137L154 138V140L156 141V138H155ZM39 137V136H38ZM51 137V136H50ZM73 137V136H72ZM84 137H86L85 136V134H84ZM173 137V136H172ZM171 137V138H172ZM176 137V136H175ZM190 137H193V136H190ZM41 138H42V136H41ZM55 137L53 136V138H50V139H54ZM63 138H66V137H63ZM68 138V137H67ZM67 138H66V142H68L69 140H67ZM87 138V137H86ZM90 138V137H89ZM89 138H88V140L87 139H84V140H87L88 142H89ZM107 138V137H106ZM151 138V137H150ZM163 138V137H162ZM205 138V137H204ZM246 138H249V140L248 141H250V142H243ZM44 139V138H43ZM45 139H47V137L45 138ZM48 139H49V137H48ZM58 139V141H62L61 139H62V137H61V139L59 140V137L57 138ZM76 139V138H75ZM95 139V138H94ZM177 139V138H176ZM199 139V138H198ZM202 139V138H201ZM217 139H214V140H216L217 141ZM72 140H74V137L72 138ZM71 139H70V142H68L69 143V145L68 146H72V144H73V146H72V148L71 149H73L74 151H75V153H79V157H80V154H81V157L82 156H84V155H82V154H84V152L86 151L87 152V150H88V146H87V144H86V142L85 141H83V140H79V139H77V140H74V141H72ZM92 140V139H91ZM90 140V141H91ZM173 140H175V139H173ZM180 140V139H179ZM178 140V141H179ZM207 140V139H206ZM221 140H220V142H221ZM45 142H46V140H44ZM43 141V142H44ZM49 141V140H48ZM48 141H47V144L49 145V143L52 145V144H54V145H56V143L58 142H56L55 140H53V142L55 141V143H51V141L48 143ZM103 141V140H102ZM158 141V140H157ZM183 141V140H182ZM197 141V140H196ZM210 141V140H209ZM215 141V142H216ZM246 141V140H245ZM39 142V141H38ZM45 142L44 143H41L40 145H42L43 144V146H41L42 148H40L41 150L40 151H42V150H46V151H49V150H51V146L49 147L48 145H46V147H45ZM63 142H64V140H63ZM118 143H119V141H117ZM125 142V141H124ZM145 142L147 143V145L145 144ZM151 142V141H150ZM219 142V141H218ZM230 142V141H229ZM31 143V142H30ZM60 143V142H59ZM90 144H92L93 143V141L92 142H89ZM95 143V142H94ZM117 143V144H118ZM154 142H153V139H152V144H153ZM179 143H180V141H179ZM235 143V142H234ZM58 144V143H57ZM62 146L64 145V143L62 144V143H60ZM96 144V143H95ZM125 144V143H124ZM172 144V143H171ZM182 144H184L183 142H182ZM208 144V143H207ZM231 144V143H230ZM65 145L66 146H64L63 148H65L66 150H68V148H66L67 147V143H65ZM114 145V146H113ZM155 145V144H154ZM154 145H152V147H154ZM179 145V144H178ZM193 145V144H192ZM209 145V144H208ZM226 145V144H225ZM227 145H228V143H227ZM235 145H234V147H235ZM53 146V145H52ZM57 146V145H56ZM56 146H54V147H56ZM62 146H60V147H62ZM156 146V145H155ZM164 146V145H163ZM162 145L160 146V148H161V150H159L158 151V153H160V154H158V156L159 155H161L162 153V157L161 158H163V160L161 161V163H157V162H155L154 164L156 165L155 167H157V170H158V168H162V170H164V171H169V172H172V168L173 167H175L176 166V168H174V170L175 169H177V161H179L180 159H183V157L184 158H186L187 156H188V154H189V152H185V151H183V149L185 148L183 145V147L181 148V146H180V148H175V150H172L171 148L169 149V145H168V148L166 149L165 147H163ZM174 146L176 147V145L174 144ZM207 146V145H206ZM229 146V145H228ZM36 147V146H35ZM40 147V146H39ZM94 147V146H93ZM145 147H146V149H145ZM151 146H150V148H152ZM157 147H159V146H157ZM191 147V146H190ZM195 147V146H194ZM221 147V146H220ZM249 147V148H248ZM22 148V147H21ZM37 148V147H36ZM63 148H60L61 150H63L62 152L64 153V150L65 149H63ZM159 148V149H160ZM187 148V147H186ZM201 148V147H200ZM54 149V148H53ZM57 150H59V147L58 148H56ZM90 149V148H89ZM112 149H114L113 151H112ZM124 149H125V147H124ZM153 149V148H152ZM155 149H157L158 150V148H155ZM191 149V148H190ZM192 149H195V148H193L192 147ZM54 151V152H58V151ZM188 150V149H187ZM236 150V149H235ZM35 151V150H34ZM39 151V152H40ZM52 151V150H51ZM51 151H49V154H50V152ZM53 151L51 152V154L53 153ZM71 151V150H70ZM147 151H149V149L147 150ZM146 151V152H147ZM153 151H154V149H153ZM156 151V150H155ZM193 151V150H192ZM195 151V150H194ZM241 151V152H240ZM21 152V151H20ZM25 152V151H24ZM28 152V151H27ZM38 152V151H37ZM236 152V151H235ZM45 153V152H44ZM48 153V152H47ZM47 153H45L46 155H47ZM67 153V155L69 154V152H66ZM65 153V154H66ZM88 153H90V152H88ZM148 153V152H147ZM188 153V154H187ZM192 153V152H191ZM199 153V152H198ZM243 153V154H244ZM50 154V155H51ZM62 154V153H61ZM60 153H57V155L54 153V155L56 156H54V155H52V156H50L51 157V159H52V163H54V161H56V163H60V160H61V158H62V155H61ZM157 154V153H156ZM195 154V153H194ZM242 154V155H243ZM35 155V154H34ZM37 155V154H36ZM40 155V154H39ZM44 155V154H43ZM137 155V154H136ZM135 155V156H136ZM191 154H189V156H190ZM38 156V155H37ZM61 156V158H59L58 159V157H60ZM65 156V155H64ZM78 156V155H77ZM128 156V157H129ZM132 156H133V154H132ZM140 156V155H139ZM139 156H138V158H139ZM193 156V155H192ZM196 156V155H195ZM245 156H243V157H245ZM46 157V156H45ZM50 157H46V158H50ZM68 157V156H67ZM126 157V156H125ZM154 157H156V155H154ZM174 157H176L175 159H174ZM28 158V157H27ZM32 158V157H31ZM35 158V157H34ZM65 158V157H64ZM63 158V159H64ZM72 158V159H71ZM127 158V157H126ZM126 158H124V159H126ZM130 158H131V156H130ZM153 158V157H152ZM152 158L149 160V163L150 162H152ZM158 158V157H157ZM160 158V159H161ZM169 158H171V160L169 159ZM235 158V157H234ZM36 159V158H35ZM39 161H40V158L38 157L37 158ZM37 159H36V161H37ZM43 159V158H42ZM66 159V158H65ZM129 159V158H128ZM142 159H143V157H142ZM149 158L147 157V159L146 160H148ZM160 159H155V160H158V161H160ZM168 159L170 160V161H168ZM187 159H189V158H187ZM30 160V159H29ZM33 160V159H32ZM44 160V159H43ZM122 160V159H121ZM120 160V161H121ZM131 160H132V158H131ZM130 160V161H131ZM145 160V159H144ZM234 160V159H233ZM42 161V160H41ZM49 161V160H48ZM59 161V162H58ZM119 161V162H120ZM129 161V160H128ZM141 161V160H140ZM139 161V162H140ZM196 161H198V160H196ZM15 162V161H14ZM31 162V161H30ZM34 161H32V163H33ZM50 162V161H49ZM153 162H154V160H153ZM26 163V162H25ZM24 163V165H25V167L27 168V169H29L30 167V169L29 170H31V169H33V170H35V171H37V169H39L38 167H39V165H38V163L36 164V165H38V166H36L35 164H33V165H35V166H32L31 164H29V161L25 164ZM36 163V162H35ZM42 163V162H41ZM128 163V162H127ZM143 163H145V162H143ZM189 163V162H188ZM196 163H198V162H196ZM195 162L194 163H190L189 164V166H190V168L191 169H195L194 167H197L198 165H195L196 164ZM230 163V165L229 166H231V162H228V164ZM46 164H47V162H46ZM46 164H45V166L44 167H46ZM117 164V163H116ZM115 164V165H116ZM227 164V165H228ZM242 164V165H241ZM43 165H44V162H43ZM53 165V164H52ZM54 165H55V163H54ZM57 165V164H56ZM59 165H61V163L59 164ZM138 165V164H137ZM143 165V164H142ZM150 165H152V164H150ZM187 165V164H186ZM185 165V166H186ZM193 165V166H192ZM223 165H225V166H222L223 168H221V166L219 167V169L221 168L222 170H225V171H227V168H225L226 167V163L225 164H223ZM23 166V165H22ZM63 166V167H64ZM68 166V169L70 168ZM124 166V165H123ZM184 166V165H183ZM9 167V166H8ZM12 167V166H11ZM24 167V168H25ZM40 167H42V165L40 166ZM48 167V166H47ZM46 167V168H47ZM50 167H52V166H50ZM59 167V166H58ZM57 167V168H58ZM61 167H62V165H61ZM62 167V168H63ZM67 167V166H66ZM115 167V166H114ZM119 167V166H118ZM134 167V166H133ZM141 167V166H140ZM200 167V166H199ZM198 167V168H199ZM228 167V166H227ZM25 168V169H26ZM56 168V167H55ZM55 168H52V169H55ZM116 168V167H115ZM180 168V167H179ZM178 168V169H179ZM185 168V167H184ZM225 168V169H224ZM9 169V168H8ZM12 169V168H11ZM42 169H44V168H40L39 170L41 171ZM51 169V168H50ZM51 169V170H52ZM61 169V168H60ZM64 169L65 168H63V171H64ZM67 169V170H68ZM76 169V170H75ZM117 169V168H116ZM128 169V168H127ZM127 169H126V171H127ZM155 169V168H154ZM220 169V170H221ZM229 169V168H228ZM5 170V169H4ZM38 170V171H39ZM44 170H46V169H44ZM72 170V169H71ZM72 170V171H73ZM129 170V169H128ZM139 170V169H138ZM153 170V169H152ZM161 170V169H160ZM196 170H198V169H196ZM261 172H260V171ZM37 171V172H38ZM39 171V172H40ZM56 171V170H55ZM66 171V170H65ZM65 171H64V173L63 172H61L62 174H67V172L65 173ZM142 171V170H141ZM181 171V169L179 170V172ZM186 171V170H185ZM217 171H218V169H217ZM241 171V172H240ZM23 172V171H22ZM53 172V171H52ZM58 172V171H57ZM123 172H125V170L123 171V168H122V170L120 169V171L118 170V175H116V176H124V175H122L123 174ZM174 172V171H173ZM176 172V171H175ZM178 172V171H177ZM182 172H183V170H182ZM189 172V171H188ZM196 172V171H195ZM194 172V173H195ZM199 172V171H198ZM222 172V171H221ZM224 172V171H223ZM59 173V172H58ZM78 173V172H77ZM80 173H78V175L80 176ZM92 173V174H91ZM111 173V172H110ZM117 173V172H116ZM115 173V174H116ZM131 173V172H130ZM129 173V174H130ZM185 172H183V174H184ZM187 173V172H186ZM192 173V172H191ZM197 173V172H196ZM200 173H202L201 171H200ZM233 173V172H232ZM245 175V174H249V175H251V176H256L257 177V179L256 178H254V177H245V176H242L243 174ZM258 173V174H257ZM57 174V173H56ZM109 174V173H108ZM142 174V173H141ZM145 174V173H144ZM165 174V173H164ZM182 174V173H181ZM260 174V175H259ZM20 175V174H19ZM65 175H63V178H64V176ZM97 174H95L94 175V178H95V176H96ZM107 175V174H106ZM127 175V174H126ZM131 175H133V174H131ZM130 175V176H131ZM156 175V174H155ZM166 175V174H165ZM168 175V174H167ZM178 175V174H177ZM186 175V174H185ZM237 175V177H234V176H236ZM25 176H28V175H25ZM31 176H33V175H31ZM59 176H62V175H60V173H59ZM67 176V175H66ZM83 176V175H82ZM98 176V175H97ZM99 176H102V175H99ZM105 176V175H104ZM108 176V177H107ZM105 178H109V175H107ZM112 176H114V175H112ZM176 176V175H175ZM180 176V175H179ZM195 176V175H194ZM13 177V176H12ZM111 177V176H110ZM115 177V176H114ZM127 177H128V175H127ZM141 177V176H140ZM147 177V176H146ZM152 177V176H151ZM155 177V176H154ZM166 177V176H165ZM178 177V176H177ZM223 177V176H222ZM32 178V177H31ZM55 178V177H54ZM59 178V177H58ZM99 178V177H98ZM116 178V177H115ZM118 178H120V177H118ZM132 178H134V177H132ZM192 178V177H191ZM75 179H77V178H75ZM111 179V178H110ZM113 179V178H112ZM126 179V178H125ZM147 179V178H146ZM187 179V178H186ZM15 180H17V179H15ZM53 180V179H52ZM59 180H60V178H59ZM64 180V179H63ZM71 180V179H70ZM105 179H104V177H101V179H96V186H93V187H91L92 186V184L91 185H88V184H90V179H89V181L90 182H88V184H84V187L85 188H82L83 189V191L86 189V191L87 190H89V192H91V195L93 196V194L94 195H97V196H104V195H107V194H101V190H100V188H99V186H98V184L97 183H104L105 181H104ZM108 181H109V179H107ZM113 180H115V179H113ZM117 180V179H116ZM119 180V179H118ZM158 180V179H157ZM156 180V181H157ZM179 180H181V179H179ZM250 180V181H249ZM66 181V180H65ZM83 181V180H82ZM81 181V182H82ZM85 181V180H84ZM88 181V180H87ZM107 181V182H108ZM134 181V180H133ZM149 181V180H148ZM160 181V180H159ZM185 181V180H184ZM184 181H183V183H184ZM13 182H15V181H12L11 183H13ZM17 182V181H16ZM58 182V181H57ZM61 182H64V181H61ZM74 182V181H73ZM77 182V181H76ZM86 182V181H85ZM110 182V181H109ZM116 182V181H115ZM51 183V182H50ZM106 183V182H105ZM114 183V182H113ZM127 183V182H126ZM126 183H124V184H121V185H118L117 187H119L117 190H115V192H113L112 194H113V196H112V198H114L115 196L114 195H121L122 193H126V192H128V189L130 188L129 187V183L126 185ZM157 183V182H156ZM56 184V183H55ZM58 184V183H57ZM63 184V183H62ZM61 183H60V185H62ZM66 184V183H65ZM79 184V183H78ZM83 184V183H82ZM109 184V183H108ZM160 184V183H159ZM167 184V183H166ZM195 184V185H194ZM256 184V185H255ZM60 185H58V186H60ZM70 185V184H69ZM75 185H77V184H71L70 186H68V185H62V187L64 186L65 188H63L62 189V187L60 188V189H62V190H64L63 192H65V194H67V195H70V196H74L75 194H77V193H79V192H77V189L79 188L78 186L79 185H77L76 187H75ZM81 186V185H80ZM101 186V185H100ZM102 186H106V184L105 185H102ZM112 186V185H111ZM136 186V185H135ZM141 186H143V185H141ZM150 186V185H149ZM152 186H153V184H152ZM162 186V185H161ZM160 186V187H161ZM172 186H174V185H172ZM138 187V186H137ZM165 187V186H164ZM176 187V186H175ZM262 187V188H261ZM55 188V187H54ZM80 188V189H81ZM99 188V189H98ZM103 189H104V187H102ZM52 189V188H51ZM79 189V190H80ZM81 189V190H82ZM102 189V190H103ZM110 189V188H109ZM133 189V188H132ZM139 189V188H138ZM142 189V188H141ZM146 189V188H145ZM151 189V188H150ZM191 189V188H190ZM259 189V190H258ZM13 190V189H12ZM169 190V189H168ZM61 191V190H60ZM85 191V192H86ZM129 191H130V189H129ZM143 191V190H142ZM163 191V190H162ZM172 191V190H171ZM187 191V190H186ZM190 191V190H189ZM188 191V192H189ZM263 191V190H262ZM261 191V192H262ZM11 192V191H10ZM75 192H77V193H75ZM82 192V191H81ZM80 192V193H81ZM103 192H104V190H103ZM105 192H107V190L105 191ZM110 192H111V190H110ZM131 192H132V190H131ZM137 192V191H136ZM144 192V191H143ZM154 192V191H153ZM167 193H168V191H166ZM182 192V191H181ZM191 192V191H190ZM75 193V194H74ZM107 193H109V191L107 192ZM115 193V194H114ZM157 193H159V192H157ZM157 193H155V194H157ZM166 193V194H167ZM173 193H176V192H173ZM23 194H24V192H23ZM87 194V193H86ZM101 194V195H100ZM131 194V193H130ZM148 194V193H147ZM147 194H145V195H147ZM165 194V193H164ZM165 194V195H166ZM250 194H253V195H250ZM255 194V195H254ZM60 195V194H59ZM79 195V194H78ZM127 195V194H126ZM138 195V194H137ZM159 195V194H158ZM175 195V194H174ZM76 196V195H75ZM74 196V197H75ZM166 196H168V195H166ZM173 196V195H172ZM171 196V197H172ZM186 196V195H185ZM248 196H249V198H248ZM84 197H86V196H84ZM90 197V196H89ZM88 197V198H89ZM127 197V196H126ZM158 197V196H157ZM165 197V196H164ZM170 197V198H171ZM62 198V197H61ZM68 198V197H67ZM70 198V197H69ZM87 198V199H88ZM94 198V197H93ZM98 198V197H97ZM100 198V200L102 199L101 197H99ZM98 198V199H99ZM112 198L110 197V194H108L105 198H103V201H105V202H111V200H112ZM146 198V197H145ZM154 198V196L153 197H151V199H153ZM159 198V197H158ZM97 199V200H98ZM111 199V200H110ZM115 199V198H114ZM113 199V200H114ZM137 199H138V197H137ZM156 200V199H155ZM86 201V200H85ZM145 201V200H144ZM150 201H152V200H150ZM153 201H154V199H153ZM152 201V202H153ZM160 201V200H159ZM73 202V201H72ZM94 202H95V200H94ZM102 202V201H101ZM149 202V201H148ZM156 202H157V200H156ZM178 202H176V203H178ZM71 203V202H70ZM172 203V202H171ZM175 203V202H174ZM76 204V203H75ZM80 204V203H79ZM136 204V203H135ZM145 204V203H144ZM149 204V203H148ZM154 204V203H153ZM20 205V204H19ZM60 205V204H59ZM84 205V204H83ZM93 205V204H92ZM165 205V204H164ZM167 205V204H166ZM177 205V204H176ZM186 205V206H185ZM79 206V205H78ZM106 206H107V203H106ZM135 206V205H134ZM146 206V205H145ZM177 206H179V205H177ZM65 207V206H64ZM68 207V206H67ZM99 207V206H98ZM141 207V206H140ZM86 208V207H85ZM168 208H170V207H168ZM172 208V207H171ZM173 208H174V205H173ZM58 209V208H57ZM82 209V208H81ZM175 209V208H174ZM67 210V209H66ZM80 210V209H79ZM86 210V209H85ZM59 211V210H58ZM65 211V210H64ZM75 211V210H74ZM254 211V210H253ZM149 212V211H148ZM250 212V211H249ZM53 213H55V212H53ZM145 213H143V215H144ZM168 214V215H167ZM255 214V213H254ZM70 215V214H69ZM78 215V214H77ZM68 216V215H67ZM162 216V215H161ZM165 216V217H166ZM58 217V216H57ZM172 217V216H171ZM174 217V216H173ZM159 218V217H158ZM52 219V218H51ZM164 219V218H163ZM147 221V220H146ZM161 221V220H160ZM165 221H166V219H165ZM59 223V222H58ZM62 223V222H61ZM71 223V222H70ZM161 224H163V223H161ZM62 225H66V223L64 224H62ZM72 226H71V228L70 227H68V225H67V228H60V229H58L59 230V232H58V235H56L57 237L55 238L56 240H54V241H56L57 242V240H58V243L59 242H64L65 243V239H67L68 241H69V244H67L68 246H67V248H70V249H67V250H71V248L73 249L74 248V246H85V245H87V243H91V239H92V237L94 238V235L92 236V234H90L89 232H85L84 233V231L82 230L81 231V229H79V227H81L82 225H80L79 227H77V226H73L74 224H71ZM78 225V224H77ZM147 226V225H146ZM63 227V226H62ZM66 227V226H65ZM161 227V226H160ZM124 228V227H123ZM147 228V227H146ZM151 228V227H150ZM234 228V229H233ZM149 229V228H148ZM163 229V228H162ZM177 229V228H176ZM153 230V229H152ZM175 230V229H174ZM52 231V230H51ZM143 231V230H142ZM180 230H176V232L179 234L180 232H179ZM91 232V231H90ZM124 232V231H123ZM141 232V231H140ZM156 232V231H155ZM161 232V231H160ZM164 232V231H163ZM163 232H162V234H163ZM89 233V234H88ZM150 233V232H149ZM173 233V232H172ZM175 233V232H174ZM176 233V234H177ZM240 233V232H239ZM243 233V232H242ZM56 234V233H55ZM94 234V233H93ZM166 234V233H165ZM169 234V233H168ZM176 234H173V235H175L176 236ZM144 235V234H143ZM158 235H161V234H158ZM157 235V236H158ZM164 235V234H163ZM167 235V234H166ZM175 236H169V238H171V237H174L175 238ZM178 236V235H177ZM176 236V237H177ZM262 236V235H261ZM161 237V236H160ZM163 237V236H162ZM159 238V237H158ZM196 238V237H195ZM239 238V237H238ZM263 238V237H262ZM51 239V238H50ZM96 239V238H95ZM146 239V238H145ZM171 239H173V238H171ZM175 239H177V238H175ZM175 239H173V240H175ZM53 241V242H54ZM67 242V241H66ZM130 242V241H129ZM61 243V245H63ZM171 243V242H170ZM57 244V243H56ZM60 244V243H59ZM147 244V243H146ZM153 244V243H152ZM151 244V245H152ZM172 245L170 246V247H172ZM86 247V246H85ZM84 247V248H85ZM82 248V247H81ZM84 248H82V249H84ZM148 248V247H147ZM63 249V248H62ZM76 249H77V247H76ZM161 249V248H160ZM66 250V251H67ZM158 250V249H157ZM64 251V250H63ZM117 251V250H116ZM159 251V250H158ZM8 252V251H7ZM72 252H73V250H72ZM124 252V251H123ZM160 252V251H159ZM168 252V251H167ZM71 253V252H70ZM69 253V254H70ZM137 253V252H136ZM68 254V253H67ZM143 255V254H142ZM147 255V254H146ZM169 255V254H168ZM70 256V255H69ZM163 256H165V255H163ZM9 257V256H8ZM140 257V256H139ZM169 257V256H168ZM170 257H169V260L168 261H171V259H170ZM65 259H66V257H64ZM74 258V257H73ZM8 260H9V258H7ZM54 259V258H53ZM81 259V258H80ZM83 259V258H82ZM124 259V258H123ZM138 259V258H137ZM165 259H168V258H166L165 257ZM140 260V259H139ZM155 260V259H154ZM164 260V259H163ZM172 260H174V259H172ZM55 261V260H54ZM53 261V262H54ZM64 261V260H63ZM66 261V260H65ZM68 261V260H67ZM71 261V260H70ZM73 261V260H72ZM86 261V260H85ZM138 261V260H137ZM161 262H162V260H160ZM168 261H167V263H168ZM173 262V263H174ZM63 263V262H62ZM66 263V262H65ZM69 263V262H68ZM166 263V262H165ZM166 263V264H167ZM169 263H172V262H169ZM59 264V263H58ZM70 264V263H69ZM72 264V263H71ZM161 264V263H160Z\"/></svg>",
	"mask_w": 264,
	"mask_h": 264
}]
</instances>
